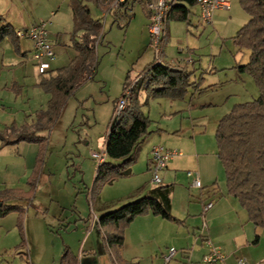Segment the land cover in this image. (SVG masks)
I'll list each match as a JSON object with an SVG mask.
<instances>
[{"label": "rangeland", "instance_id": "obj_1", "mask_svg": "<svg viewBox=\"0 0 264 264\" xmlns=\"http://www.w3.org/2000/svg\"><path fill=\"white\" fill-rule=\"evenodd\" d=\"M46 1L59 6L62 0ZM88 7L91 16L101 19L103 24L102 42L96 48L97 72L93 81L81 86L67 100L58 122L50 132L44 162L38 170L35 189L28 196L21 198L29 199L25 204V213L28 211L29 214L27 224L32 225V232L30 237L28 236L31 251L28 253V245L26 246L25 215L22 221L23 246L17 227V213H11L16 224L13 235L6 229H0V246H4L6 250L2 256H6L10 263L19 261L18 251L23 253V249L26 257H29L31 252L32 259L39 260L40 264H59L64 247L68 244L71 253L78 261L86 255L80 253V248L85 242L88 231L81 228L76 231L75 226L72 225L68 231L58 230L57 221L63 213L62 209H66L64 216L74 215L73 220L78 216L85 220L92 215L86 189L91 188L95 169L99 163L91 158V154L101 153L104 150L114 104L121 97L126 74L130 72L131 79H134L156 60V48L147 33V19L139 5L134 6L133 22L127 28L121 20L120 24L113 23L112 16L104 13V10L93 3L88 4ZM228 16H230L229 21L225 19L218 26H200L197 22V6L190 7L188 16L190 23L169 21V37L160 46L164 56H159V61L178 63V60H184V64L190 62L188 69L192 70L191 64L196 68L190 81L199 80L201 77L202 89L208 86L213 88L193 96V90L189 88L182 99H147L144 92L140 94L141 111L150 120L149 130L163 128L169 130L168 134L175 135L174 138H171L172 135L167 137L169 143L166 144L169 147L164 142L152 143V146L164 148L174 146L172 150L181 153L180 157L167 163L169 170L172 172V168L177 170L173 174L176 175L177 182L175 199L189 197L190 194L195 195L199 192L189 188L187 172L199 174L205 170L211 171L216 178L215 186L221 191L225 190L223 168L216 156L214 138L216 126L235 105L252 101L259 95L253 80L245 74H238L232 68L237 62L243 64L247 61L248 52L246 50L238 52L233 37L249 17L241 9L238 1L228 12ZM196 26L198 27L195 28ZM5 45L10 47L9 50L4 49L6 54L12 52L11 45L8 42H5ZM8 59L6 55V60ZM171 101L181 106H178L179 108L169 106ZM175 130L178 132L173 133ZM26 147L32 149L27 153L21 152L28 163V177H25L28 179L35 167L38 146L28 144ZM148 152V146L141 147L136 164L125 171L126 173L133 169L135 177L116 179L113 184L102 189L100 195L101 197L103 195L109 209L113 210L118 208L121 202H127L129 200L127 197L131 194L140 196L137 187L145 186L143 184L145 176L142 172L145 171ZM24 167V164L19 163L0 172V195H11L13 191H23L27 188L29 190L27 179L22 177ZM147 178L144 189L155 187L151 182L150 174ZM17 196L15 195L14 199H18ZM37 214L38 217L35 216ZM94 234L97 237L96 229ZM256 235L259 236L257 245L252 244L255 235H249L252 238L250 243L235 254L237 258L245 259L248 264H264V230H257ZM88 244L89 241L86 246ZM107 259L108 257L105 259L106 262L109 261ZM88 260L90 259L86 258L84 263ZM227 263L230 264L228 260Z\"/></svg>", "mask_w": 264, "mask_h": 264}, {"label": "trees", "instance_id": "obj_2", "mask_svg": "<svg viewBox=\"0 0 264 264\" xmlns=\"http://www.w3.org/2000/svg\"><path fill=\"white\" fill-rule=\"evenodd\" d=\"M98 2L103 3V0L70 1L73 22L71 47L76 52L75 58L67 66L56 70L54 75L47 72L42 75L39 87L49 96V100L46 109L36 114L31 125H14L0 132L2 146L20 143L38 146L35 167L27 179L28 192L17 190L11 195H0V218L11 213L18 214L17 227L22 246L23 205L29 199L21 198L35 189L38 170L44 162L48 146L49 132L58 122L67 100L81 86L93 81L96 74V48L103 38V24L101 19L91 16L87 4L98 5ZM238 4L249 19L235 34L233 43L238 52L246 50L248 58L243 64L237 62L233 68L253 80L259 95L252 101L235 105L219 120L214 133L216 156L224 172L225 196L238 201L256 230H264V0H238ZM195 5V0H176L166 24L169 21L188 23L189 8ZM108 13L116 21L123 20L125 24L133 17L110 9ZM4 39H10L17 47L18 39L9 25L0 27V42ZM190 77L191 74L185 68L162 64L157 59L140 72L135 81L127 74L121 94L128 90L127 102L118 115H115V111L120 98L115 102L104 141L106 158L97 165L92 186L87 189L90 206H95L107 184L124 178L125 171L136 164L141 145L150 135V120L141 111L140 94L144 92L147 99H182L188 89L194 86L190 83ZM169 188L158 186L148 195L130 200L98 218L96 227L109 264H133L122 260L121 251L125 231L135 218L151 214L181 224L170 213ZM15 195H18V199H14ZM257 240L256 235L255 242ZM59 264H77V258L64 247Z\"/></svg>", "mask_w": 264, "mask_h": 264}, {"label": "crops", "instance_id": "obj_3", "mask_svg": "<svg viewBox=\"0 0 264 264\" xmlns=\"http://www.w3.org/2000/svg\"><path fill=\"white\" fill-rule=\"evenodd\" d=\"M70 1L71 0H62L59 6H54L53 4L48 3L46 0H0V27L2 25H9L14 30V32H16L25 30L33 25H45L47 32L46 40L50 43L54 53V59L50 64V70L47 72L49 74L51 73L54 75L56 70L70 64V62L76 56V52L71 47L73 22ZM227 1L230 4V10L216 11L213 14L211 24L209 25L218 26L225 19L229 21L230 16H228V12L231 11L233 6L235 7L238 0ZM65 5L67 6L65 7ZM93 5L98 6L101 8V10H104V13L110 8V5L107 3L98 2V5ZM136 5L141 7V10L147 19L146 27H148L149 15L146 11L145 3H135L134 6ZM132 18L125 24V26L123 25L125 28H127L129 24L133 22ZM112 19L113 23L116 22L117 24H120L119 21H116L113 16ZM197 22L198 25L204 26V24H201L199 21L198 6ZM189 23L190 21L188 19V24ZM197 27L198 26L195 28ZM168 37L169 29L167 23L165 25L162 44L165 43ZM5 42H8V44L12 47V52H9V54H6L4 51L5 48L8 50L10 48L9 46L5 45ZM32 51L33 43L29 39H18L17 47H15L10 39H4L0 42V132L10 129L14 125L16 127L31 125L35 120L36 114L39 111H44L46 109L49 96L39 87V83L43 76L39 75L36 69V62L33 61L31 57ZM161 53V56L163 57L164 53ZM6 55L9 58L8 60H6ZM165 61L162 62V60H160V63L168 64L173 67L185 68L187 73L191 75H194L196 70L193 64H191L192 70H189L188 68L190 62L188 64H184V60H178V63H175L174 61L173 63H168L167 60ZM129 77L132 78L131 75H129ZM136 77L131 80L135 81ZM202 80L203 79L200 77L199 80L190 81V83L194 84V86L191 88L193 90L192 96L199 95L205 90L213 88V86H208L207 88L202 89ZM169 106H175L179 108L178 106L181 105L171 101ZM149 131L150 135L141 145V147L148 146L149 151L145 161V171L142 172L145 176V180L143 181L145 186L139 185L137 187V189H139L137 192H139L140 196L131 194L127 197V199L130 201L142 196H146L150 191L157 188L158 186H169L170 213L177 220L181 221V224L169 222L151 214L135 218L124 234V243L121 251L122 260L133 264H162V256L168 249L174 248L178 251L179 255L177 258L179 260L180 256H182V252H185L188 253L192 262H197L208 253L209 249L207 243H210L214 247L219 248L223 253H226H224L226 256L225 264H228L227 260L230 262V264H235V261L239 259L237 256H235V254L239 253L243 247H246L250 243L252 238H250L249 235H255L256 237L257 233V230L248 221L247 213L240 207L236 199L225 196L224 189L221 191L217 186H213L217 184L216 178L211 171L205 170V172L202 171L199 174L197 173L202 186L201 189H193L191 187L192 179L187 175V172L186 177L190 181L189 188L199 192H197L195 195L190 194L189 197L185 196L182 199H175L177 192V182L175 180L176 175L173 174H175L177 170L172 168V172L169 170L168 166H166V169L160 173L162 180L160 185L144 189V187L147 185V177L150 174L149 163L151 149L154 147L152 146V143L164 142L166 144L169 143V141H167L169 139L167 138L168 136L172 135L171 138L175 137L174 134H168L169 130H165L163 128H156L155 130ZM50 132L48 135V142ZM176 132H178V130H175L173 133ZM155 136L156 139H154ZM26 145L28 146V144L20 143L15 146H2V143L0 142V172L9 169L11 165H17L20 163L22 165L24 164L25 166L24 174L22 175L23 179L28 177V163L21 154V152L27 153L29 151L30 148L26 147ZM166 145L169 147L168 144ZM170 147L173 148L165 149L171 151L175 148L174 146ZM172 160L169 162H173ZM130 176H132V178L135 177V171L133 169L125 173V177ZM114 182L115 180L106 186H110ZM214 188H216V190H213ZM27 190L28 188L23 189V192ZM211 190L213 191L211 192ZM121 203L124 204L126 201ZM207 203H212L213 206L207 212H203V207ZM23 206L25 208V205ZM90 207L92 210V215H89L85 220L79 216L73 220L74 215L64 216L66 209H62L63 213L60 215L57 221L58 230L62 229L63 231H68V228L70 225H72L75 226L76 231L79 228L88 231L87 236L85 237V242L80 248V253L82 255L85 253L86 255H84L85 258L83 256L81 261H78L77 259V264H86L87 262H89L88 264H109V261H105L107 255L101 245L100 235L98 233L96 224L98 218L111 209H109L108 203L104 201L103 195L102 197L100 195L95 206ZM28 215V211H26L24 225L27 239L26 246L28 245L27 250L29 253L31 250L30 244L28 243V236L30 237V233L32 232V225L31 223L27 224ZM38 215L39 214L35 216L38 217ZM15 225V219L12 214L7 215L4 218H0V229H6V231L12 233V235ZM94 229L97 230V237L94 236ZM88 241L89 244L86 246ZM258 243L259 236L257 242H255L254 238L252 244L257 245ZM67 248L71 251L69 246ZM0 251H2V253H0V264H40L39 260L32 259L31 252L28 255L29 257H26L24 255L23 249V253L18 251L19 261H14L11 263L8 262L6 256H2L6 252L4 246H0ZM14 256H16V253H14ZM86 258H89L90 260L84 263Z\"/></svg>", "mask_w": 264, "mask_h": 264}, {"label": "built area", "instance_id": "obj_4", "mask_svg": "<svg viewBox=\"0 0 264 264\" xmlns=\"http://www.w3.org/2000/svg\"><path fill=\"white\" fill-rule=\"evenodd\" d=\"M145 2L146 11L149 15V25L147 31L151 39V43L156 48V59L159 60L160 46L162 44L163 35L165 32L166 19L175 5L176 0H103V3L110 5V10L117 13L123 12L127 16L133 15L135 3ZM199 7V21L201 24H211L213 14L216 11H229L230 4L227 0H195ZM108 13V11H105ZM109 14V13H108ZM46 28L44 24L33 25L25 30L15 32L17 39H29L33 43L32 59L36 62V67L39 75H43L50 70V64L54 59V53L50 43L46 40ZM128 90H126L117 102L115 115H118L124 108L127 102ZM181 153L178 151H170L163 146H154L151 149L149 173L151 175V182L156 186L160 185L162 180L160 173L166 169L167 163L175 157H180ZM91 157L100 164L106 158L105 151L101 153H92ZM187 175L191 177V187L193 189H201L200 179L197 173L188 172ZM213 206L212 203H207L203 207V212H207ZM208 244V253L205 254L201 260L192 262L188 253H183L178 257V251L170 248L162 256V264H225L226 256L219 249L212 244ZM235 264H248V262L239 258Z\"/></svg>", "mask_w": 264, "mask_h": 264}]
</instances>
